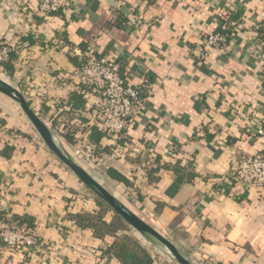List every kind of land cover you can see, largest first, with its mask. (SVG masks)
I'll use <instances>...</instances> for the list:
<instances>
[{"label": "crops", "instance_id": "crops-1", "mask_svg": "<svg viewBox=\"0 0 264 264\" xmlns=\"http://www.w3.org/2000/svg\"><path fill=\"white\" fill-rule=\"evenodd\" d=\"M217 29L229 34L227 45L207 49L203 40ZM263 39L264 0H71L48 16L37 0H0V44L15 50L12 69L2 65L0 75L71 155L78 140L104 148L99 165L75 158L197 263L264 264V189L231 177L240 153L264 154ZM91 46L115 57L140 90L145 108L129 137L142 152L119 151L120 142L93 125V108L72 79ZM29 85L49 90L32 97ZM18 108L0 113L2 209L30 220L46 246L13 253L7 264H121L106 251L115 238L76 219L99 210L96 198L80 196L79 179ZM145 240L155 264H172Z\"/></svg>", "mask_w": 264, "mask_h": 264}, {"label": "built area", "instance_id": "built-area-1", "mask_svg": "<svg viewBox=\"0 0 264 264\" xmlns=\"http://www.w3.org/2000/svg\"><path fill=\"white\" fill-rule=\"evenodd\" d=\"M70 3L71 0H37V11L43 16H48L64 10ZM228 39L229 34L225 30L217 29L204 38L203 45L207 49L222 50L226 47ZM259 47L264 59V39L259 43ZM12 50L13 45L0 44V67L2 62L10 58ZM203 56H207L206 51ZM72 79L76 80L78 87L83 88L82 91L93 108V125L119 141V151L127 152L131 149L135 153L142 152L141 148L132 144L129 132L142 114L145 103L140 97L139 88L128 83L123 77L121 63L109 54H99L97 49L91 46L80 54V61ZM29 89L32 90V97L38 98H45L49 90L47 85H29ZM263 132L259 131L260 134ZM74 152L75 157L87 163L99 165L102 162L103 155L88 143L78 140ZM145 153L151 161H155L157 155L152 148H146ZM231 177L233 181L243 183L248 189H264V154L240 153L233 162ZM5 202L0 186V264H7L9 255L13 253L29 254L31 251L45 249L46 246L33 225L14 219L10 213L3 211ZM199 264L215 263L209 260Z\"/></svg>", "mask_w": 264, "mask_h": 264}, {"label": "water", "instance_id": "water-1", "mask_svg": "<svg viewBox=\"0 0 264 264\" xmlns=\"http://www.w3.org/2000/svg\"><path fill=\"white\" fill-rule=\"evenodd\" d=\"M0 93L13 99L23 110L40 137L56 155L96 197L106 202L136 232L155 244L163 246L179 264H199L183 253L177 245L158 229L141 218L118 196L99 182L73 155L62 145L59 137L34 112L25 95L7 80L0 78Z\"/></svg>", "mask_w": 264, "mask_h": 264}, {"label": "trees", "instance_id": "trees-1", "mask_svg": "<svg viewBox=\"0 0 264 264\" xmlns=\"http://www.w3.org/2000/svg\"><path fill=\"white\" fill-rule=\"evenodd\" d=\"M57 13V12H56ZM54 14V13H53ZM14 51H11L10 58L7 61L1 63V65L7 66L10 70L12 69L11 59L14 55ZM2 119H0L1 121ZM103 133L96 132L93 136V139L96 143H99L100 137ZM97 151H105L104 148L96 144ZM110 174L113 178L118 181L125 182L129 184L127 178L118 173L117 171L110 169ZM96 201L99 206V210L94 213H79L76 215V219L79 222V226L82 228H91L94 232V235L102 238L106 235H111L115 238L114 243L106 250L110 255L116 257L121 264H155V257L148 249L139 241V239L132 237L128 234L129 226L124 221V219L114 213V219L112 222L107 223L104 220L105 215L109 210H112L111 207L96 197ZM14 219H19L22 222H27L31 225L30 220L22 217L15 216ZM123 232L122 234L120 233ZM120 233V234H119Z\"/></svg>", "mask_w": 264, "mask_h": 264}, {"label": "rangeland", "instance_id": "rangeland-1", "mask_svg": "<svg viewBox=\"0 0 264 264\" xmlns=\"http://www.w3.org/2000/svg\"><path fill=\"white\" fill-rule=\"evenodd\" d=\"M0 77H2V75H0ZM3 79H5L4 77H2ZM6 80V79H5ZM12 107H19V111L21 113V115H25V113L23 112V110L21 109V107L11 98L3 95L0 93V113H3L5 111H9L11 112L12 111ZM5 115V114H4ZM7 117L10 116L9 113L6 114ZM26 116V115H25ZM63 165H65L63 163ZM66 169L69 171L70 175L73 176L75 179H78L77 176L65 165ZM106 186V184L104 185ZM79 194L80 196L84 195V193H91L92 197H95V194L93 192H91L88 187H86L80 180H79ZM82 191V192H81ZM114 212V211H113ZM129 226V225H128ZM130 227V226H129ZM120 233L122 234L123 232L120 231ZM128 234L131 235L132 237H135L137 239H140L139 241L142 242L143 244L145 243V245L148 246V243L145 242V238L139 234L138 232H136L134 229H132L131 227L129 228V231H128ZM139 237V238H138ZM147 243V244H146ZM158 245V247H160V249H162V253L164 255H166L168 258L170 257L171 259V263L172 264H179L169 253L168 251L163 247V246H160L159 244H156ZM162 247V248H161Z\"/></svg>", "mask_w": 264, "mask_h": 264}, {"label": "bare ground", "instance_id": "bare-ground-1", "mask_svg": "<svg viewBox=\"0 0 264 264\" xmlns=\"http://www.w3.org/2000/svg\"><path fill=\"white\" fill-rule=\"evenodd\" d=\"M0 78H2V77H0ZM3 79V78H2Z\"/></svg>", "mask_w": 264, "mask_h": 264}]
</instances>
